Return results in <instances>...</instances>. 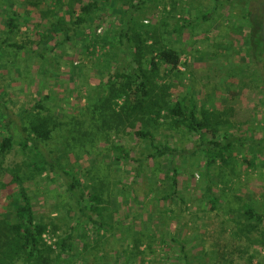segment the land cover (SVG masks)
Listing matches in <instances>:
<instances>
[{"label":"rangeland","instance_id":"1","mask_svg":"<svg viewBox=\"0 0 264 264\" xmlns=\"http://www.w3.org/2000/svg\"><path fill=\"white\" fill-rule=\"evenodd\" d=\"M63 1L68 8L72 4L75 12L82 5ZM176 1L175 18L167 12L172 9L170 3L155 9L152 0H145L138 19L151 26L166 18L170 28L177 18L190 20L180 35L170 34V44L184 50L178 66L182 74L171 72L165 81L172 85V100L182 99L189 106L206 103L217 109L225 122L223 131L244 140L232 147L229 166L218 160L209 165L196 134L166 123L152 129L153 144L167 148L155 157H149L155 152L149 140L117 133L113 123L112 129L101 131L104 117L99 113L93 116L97 117L96 138L85 140L80 135V130L91 125L86 121L92 118L87 109L89 97L95 99L100 95L95 87L108 82L103 77L105 63L116 69L122 64L124 48L102 57L109 46L105 50L100 45L87 46L75 32L89 38L93 30L99 36L118 34L120 22L113 14L117 2L109 8L100 2L99 18L93 25L62 35L51 32L56 18L47 11L56 9V0H0V95L14 118L10 124L14 143L2 156L3 165L22 176L36 220L50 224L45 235L48 243L73 230L66 263L116 264L120 258L123 264H264V78L260 75L264 72L260 41L264 0ZM61 13L70 26V14ZM251 22L257 41L249 47ZM6 39L26 48L7 47ZM117 102L115 109L123 99ZM37 103L42 108L33 109ZM38 112L53 114L64 123L45 142V149L70 177L80 180L82 205L91 204L94 190L104 194L101 200L107 209L103 216L113 229L105 232L91 227L80 213L81 202L68 195L61 175H53L48 167L41 173L35 170L38 157L32 147L21 146L17 126L28 125ZM5 117L0 111V139L6 134ZM13 190L5 188L0 216L9 210L7 196ZM248 208L257 216L248 214ZM132 227L144 232L138 246L142 253L133 242L139 231L130 232Z\"/></svg>","mask_w":264,"mask_h":264},{"label":"trees","instance_id":"2","mask_svg":"<svg viewBox=\"0 0 264 264\" xmlns=\"http://www.w3.org/2000/svg\"><path fill=\"white\" fill-rule=\"evenodd\" d=\"M76 1L82 3L78 12L71 8L72 4L68 8V4L64 3L63 0H56V9L48 8L47 11H50L56 18L50 24L52 33L62 34L64 31H76L78 28L90 27L96 18H99L96 12L100 2L105 8L113 7L114 3L117 2L116 8H113V14L119 18L120 31L118 34L99 36L96 35L95 30L92 32V38L83 32H75V34L78 33L81 37L80 40L87 46L100 45L103 50L109 46L110 50H106L102 57H110L109 54L116 55L118 54L116 50L122 46L124 48V52L120 56L123 66L118 64L124 68L120 70V67L116 66V69H111L108 64L109 61H107L103 67L107 74L103 77L107 78L108 82H100L95 87L96 90L100 89V95L95 96V99L90 98V91L88 90L87 98L91 99V106H87V109L90 107L89 113L92 118L86 121H91V125L85 128V131L80 130V135L85 136V140L96 138L97 117L93 116L98 115V113L104 117L101 131H104L105 127H108L107 130L112 129L113 123L117 133L119 131L131 133L138 139L149 140L151 144L155 140L152 129L166 123L175 128L183 127L189 133L196 134L199 146L204 151L209 165L218 160L223 165L229 166L231 160L229 153L235 144H240L241 140L239 141L235 136L223 131L222 125L225 122L222 113L206 103L197 105L191 102L189 106L182 99L172 100V85L165 81V76L171 72L182 74L178 66L182 63L184 50L170 44V34L172 32L173 35H180L182 30L190 25V20L177 18V23L170 28V24L165 18V20H159L150 26V24L146 25L139 21L137 15L143 9L145 0ZM152 1L155 9H158L160 4L166 7L170 3L172 9L168 11L165 9V11L171 17H176V14L173 13L177 7L176 0ZM61 12H67L72 17L69 21L70 26L65 24L67 22ZM250 14V10L246 12V16ZM203 18V20H207L206 14H203ZM262 20L264 21V17ZM252 25L251 22V29L248 30L247 36L249 47L257 41V35L255 36L257 31L252 29ZM255 29L259 30V26ZM11 31L12 28H10ZM46 36L48 37L49 34L46 33ZM65 38L68 39L70 36L66 34ZM260 41L264 47V32L260 33ZM4 43L7 44V47L18 50L26 48L25 45L8 42L7 39ZM261 59H264V54H262ZM161 68L163 69L162 73ZM260 75L261 78H264V72H261ZM91 89L93 88L91 87ZM47 97H49L48 94L45 98ZM1 98L0 95V111L2 114L4 113V117L5 114L7 116L4 118L6 134L2 133L0 139V198L4 194L5 188L11 187L14 190L7 196L9 197L7 206L9 210L1 213L0 216V264H70L69 261L66 263V259L72 249L73 230L56 235L54 241L48 243L45 240V235L49 232L50 224L36 220L34 205L23 184L22 176L17 170L9 169L3 165L2 156L11 150L14 143V133L10 128L13 115ZM121 98L123 102L119 105V109H115V106L118 105L117 101ZM37 107L42 108V105L37 103L33 109ZM23 118L24 114L21 115L20 119ZM29 119L28 125L21 122L17 127L23 139L20 143L21 146L23 148L32 147L38 157L34 164L35 170L41 173L48 167L54 173L53 175H61L64 178L68 195L81 202L80 213L86 217L91 227L105 232L110 228L113 229L110 221L105 220L103 216V210L107 209L101 200L104 194L99 190H94V193L90 194L91 204L89 206L82 205L84 196L83 192L79 190L83 187L80 180L74 176L70 177L68 170L63 166L59 167V161L52 159L45 149V142L50 140L54 133L60 131V127L64 123L62 124L57 116L50 113H33ZM13 129L17 130L14 127ZM78 140L82 139L78 137ZM153 146L155 152L150 153L149 157L160 156L167 152V148H160L154 144ZM175 176L176 174L172 175L173 187L176 185ZM92 188L97 189L95 186ZM246 212L255 215L252 208H248ZM120 226L121 224L118 223L117 227ZM132 229L135 228H129V231L132 232ZM56 231L57 227L54 225L53 236ZM138 231L139 235L134 236L133 242L138 252L142 253L138 246L140 247L143 241L144 232L140 234V229L133 232ZM95 233L97 232L95 231ZM129 258L130 254L127 256V261ZM116 261V264H123L120 258ZM129 264H132L131 261Z\"/></svg>","mask_w":264,"mask_h":264}]
</instances>
